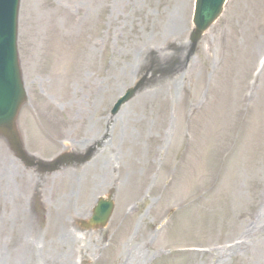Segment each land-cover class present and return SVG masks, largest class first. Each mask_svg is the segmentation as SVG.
<instances>
[{
  "label": "rangeland",
  "instance_id": "374dc122",
  "mask_svg": "<svg viewBox=\"0 0 264 264\" xmlns=\"http://www.w3.org/2000/svg\"><path fill=\"white\" fill-rule=\"evenodd\" d=\"M194 5L20 0L25 149L45 160L95 150L86 163L43 173L0 137V264H133L139 254L140 264H264V78L255 87L260 120L252 111L229 119L213 141L222 95L264 76V0H228L195 46ZM253 123L256 137L245 133ZM102 155L113 166L100 178ZM141 156L149 163L129 195L124 166ZM107 195V227L84 229Z\"/></svg>",
  "mask_w": 264,
  "mask_h": 264
},
{
  "label": "water",
  "instance_id": "95a60500",
  "mask_svg": "<svg viewBox=\"0 0 264 264\" xmlns=\"http://www.w3.org/2000/svg\"><path fill=\"white\" fill-rule=\"evenodd\" d=\"M225 1L196 0L194 40L197 41L220 15ZM17 8L18 0H0V134L7 135L20 155L24 156L16 131V117L25 97L17 58ZM138 88L139 85L120 99L114 112L119 110L120 106L130 99ZM112 206L110 200L100 201L93 220L105 223L111 214Z\"/></svg>",
  "mask_w": 264,
  "mask_h": 264
},
{
  "label": "bare ground",
  "instance_id": "6f19581e",
  "mask_svg": "<svg viewBox=\"0 0 264 264\" xmlns=\"http://www.w3.org/2000/svg\"><path fill=\"white\" fill-rule=\"evenodd\" d=\"M181 32H182V30L178 31V33H181ZM209 48H210V45L204 46V53H207L209 51ZM261 78L263 79L264 76L261 77V75H257L254 78V84L250 88H249V85L246 81V84H244V86H245L244 90L240 94L237 93L236 91H234V93H230V94L227 93L226 95H222L224 97H222L221 100L219 102H217V105L215 106L216 111H217V117H216V119H214L215 132H214L213 141L216 139V132L219 134H222L223 136L226 134V132H227L226 124L229 123V119H231L233 121L235 119H243L244 117H246V114L248 111H252L253 112L252 118H251L252 121L256 122V121L260 120V115H259L258 110H257L260 95H259V92L255 90V87L256 86L258 87L261 85V81L259 84H257V81L260 80ZM55 85H57V87L59 89L62 88L61 81H60V83H59V81L56 82ZM249 89H250V92L248 93ZM170 93H169L168 89H165L161 92V94L164 96L165 100L169 99ZM167 94H168V97H167ZM147 98H148V96H146V99ZM153 98L154 99L156 98L157 100H159L160 96H159V94H156ZM199 99H201V96H199ZM181 100L184 101L183 98ZM203 107L204 106H200L199 111L203 110ZM248 115H249V113H248ZM248 115H247V117H248ZM253 124H255V123H253ZM258 129H259L258 125L255 124V125H253V127L250 130H247L245 133L253 134V137H256V135L258 133ZM239 131L241 132V134L244 133L241 129V126H239ZM182 137L185 138L186 136H182ZM172 138H174V136ZM206 138H209V135H207ZM164 140L167 142L168 138L164 137ZM174 142H175V138L173 140V143ZM204 143L207 144V142H205V141H204ZM133 144L134 143L132 142V145ZM163 148H165L164 145H163ZM162 150H164V149H162ZM164 151L159 150L156 156H161V158H163V155H165ZM233 156H235V154ZM133 158L134 157L128 158L127 164L125 163V166H124V168L127 171V181L125 183L124 191L125 192L128 191L127 194L130 195V193H131V195L134 196V194H136L138 191L136 190V185H133V183H134V181L139 179V177H141L144 174V170H143L144 165L146 164V166H147V164L149 162H146L147 157L144 158L143 156H141L137 162H136L135 158L134 159ZM99 164H100V166H99ZM111 164L113 166V158L111 156H104V155L99 156L97 169L99 171H101V177L100 178L105 177L106 170L110 169ZM132 189H133V191H132ZM134 191H136V192L133 193ZM141 256L142 255H140V254L138 256H136L133 264H140L139 262L142 261L144 258V257L141 258Z\"/></svg>",
  "mask_w": 264,
  "mask_h": 264
}]
</instances>
